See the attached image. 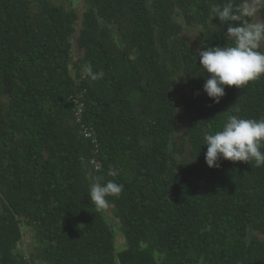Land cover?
Masks as SVG:
<instances>
[{
    "label": "trees",
    "instance_id": "trees-1",
    "mask_svg": "<svg viewBox=\"0 0 264 264\" xmlns=\"http://www.w3.org/2000/svg\"><path fill=\"white\" fill-rule=\"evenodd\" d=\"M225 2L84 0L80 15L0 0V264H264V165L205 162L229 116L264 118V77L218 104L203 92L198 53L226 45L211 14ZM80 89L98 155L73 116ZM109 180L123 191L97 210L90 186Z\"/></svg>",
    "mask_w": 264,
    "mask_h": 264
},
{
    "label": "clouds",
    "instance_id": "clouds-1",
    "mask_svg": "<svg viewBox=\"0 0 264 264\" xmlns=\"http://www.w3.org/2000/svg\"><path fill=\"white\" fill-rule=\"evenodd\" d=\"M213 19L226 27L225 46L207 47L198 53L201 70L208 75L203 92L214 103L225 95V88L242 89L264 77V23H248L243 17L251 16L247 5L234 8L231 0L211 9ZM228 42H231L230 44ZM103 73L93 76L102 77ZM205 162L209 168H219L220 161L244 162L256 167L264 165V118L229 116L220 130L203 137ZM123 185L115 181L96 182L90 186L89 201L101 210L108 206V197H118Z\"/></svg>",
    "mask_w": 264,
    "mask_h": 264
},
{
    "label": "rangeland",
    "instance_id": "rangeland-1",
    "mask_svg": "<svg viewBox=\"0 0 264 264\" xmlns=\"http://www.w3.org/2000/svg\"><path fill=\"white\" fill-rule=\"evenodd\" d=\"M66 0H57V4L64 5L65 7L69 8V6H73V8L76 9V11L81 15L84 9V0H72V3L68 2L66 3ZM246 5L252 10V16H253V23H261L258 12L256 11L254 0H247ZM188 32V31H187ZM190 38L195 41L196 39V32H188ZM264 48V44H262ZM177 100H179V97H177ZM180 101V100H179ZM106 216L109 219L110 223L114 227V233H115V243L117 245L118 250H123L127 246L126 238L121 234V232L118 229V226L116 225L115 220L110 216L111 213H108L106 211ZM34 236L29 232H25L24 234V240L23 245L21 246V249H23L24 254L29 257L31 253H33L35 247L34 245Z\"/></svg>",
    "mask_w": 264,
    "mask_h": 264
},
{
    "label": "built area",
    "instance_id": "built-area-1",
    "mask_svg": "<svg viewBox=\"0 0 264 264\" xmlns=\"http://www.w3.org/2000/svg\"><path fill=\"white\" fill-rule=\"evenodd\" d=\"M86 76L82 78L84 80ZM79 82V81H78ZM86 90L80 89L76 94L70 96V101L73 107V116L75 118V122L80 126V132L82 136L89 140L92 146L93 154H99V138L97 132L82 123L83 115L86 110V102H85ZM94 166L95 171H99L101 169V162L93 159L91 161Z\"/></svg>",
    "mask_w": 264,
    "mask_h": 264
}]
</instances>
